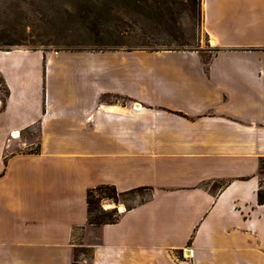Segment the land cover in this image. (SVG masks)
Returning <instances> with one entry per match:
<instances>
[{
  "label": "crops",
  "instance_id": "1",
  "mask_svg": "<svg viewBox=\"0 0 264 264\" xmlns=\"http://www.w3.org/2000/svg\"><path fill=\"white\" fill-rule=\"evenodd\" d=\"M201 11L211 49L0 51V264H264V0ZM98 186L148 195L92 227Z\"/></svg>",
  "mask_w": 264,
  "mask_h": 264
},
{
  "label": "rangeland",
  "instance_id": "2",
  "mask_svg": "<svg viewBox=\"0 0 264 264\" xmlns=\"http://www.w3.org/2000/svg\"><path fill=\"white\" fill-rule=\"evenodd\" d=\"M211 48L202 31L201 0H0V51ZM5 91L0 79V101ZM38 153L34 146L22 154ZM147 195L132 192L100 205L120 214L119 205L129 208ZM75 254L78 262L89 258L77 248Z\"/></svg>",
  "mask_w": 264,
  "mask_h": 264
},
{
  "label": "trees",
  "instance_id": "3",
  "mask_svg": "<svg viewBox=\"0 0 264 264\" xmlns=\"http://www.w3.org/2000/svg\"><path fill=\"white\" fill-rule=\"evenodd\" d=\"M80 50V49H79ZM97 51V50H90ZM128 51V50H127ZM146 51H157L154 49H147ZM206 64V61L204 62ZM7 97V91H5L4 99L1 100V105L4 104L5 98ZM258 173L264 175V159L259 161ZM142 189L132 190L126 193H118L112 186H98L93 189H89L86 192V213H87V224L92 227H99L103 225L114 224L119 220L120 215L116 213L115 209L102 210L101 201L108 200L112 203H117V198L132 192H141ZM96 194V198L94 195ZM257 204L264 205V188L257 192ZM80 254L87 253L90 256V250L85 248H77ZM76 248L73 250V262L77 264L76 260Z\"/></svg>",
  "mask_w": 264,
  "mask_h": 264
},
{
  "label": "bare ground",
  "instance_id": "4",
  "mask_svg": "<svg viewBox=\"0 0 264 264\" xmlns=\"http://www.w3.org/2000/svg\"><path fill=\"white\" fill-rule=\"evenodd\" d=\"M209 44H210L211 47H215V45H216L215 44V41H213V42L209 41ZM11 135H12V138H18V136H19L17 133H12ZM112 207H113L112 205H106L105 206V209H110ZM117 208H118V210H121L122 209L124 211L123 207H120V205ZM189 256L190 255H188V257Z\"/></svg>",
  "mask_w": 264,
  "mask_h": 264
},
{
  "label": "built area",
  "instance_id": "5",
  "mask_svg": "<svg viewBox=\"0 0 264 264\" xmlns=\"http://www.w3.org/2000/svg\"><path fill=\"white\" fill-rule=\"evenodd\" d=\"M10 137L12 138V135Z\"/></svg>",
  "mask_w": 264,
  "mask_h": 264
},
{
  "label": "water",
  "instance_id": "6",
  "mask_svg": "<svg viewBox=\"0 0 264 264\" xmlns=\"http://www.w3.org/2000/svg\"><path fill=\"white\" fill-rule=\"evenodd\" d=\"M211 42H213V41H211Z\"/></svg>",
  "mask_w": 264,
  "mask_h": 264
}]
</instances>
